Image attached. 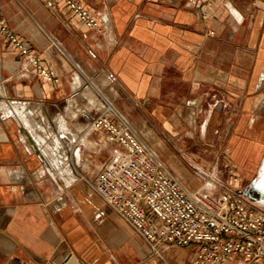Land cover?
Masks as SVG:
<instances>
[{
	"label": "crops",
	"instance_id": "0c3cea01",
	"mask_svg": "<svg viewBox=\"0 0 264 264\" xmlns=\"http://www.w3.org/2000/svg\"><path fill=\"white\" fill-rule=\"evenodd\" d=\"M46 1L0 0V20L57 79L0 37V264H188L185 247L153 253L80 178L120 148L78 109L99 93L188 190L207 191L174 148L199 143L251 179L264 163V0H79L100 30Z\"/></svg>",
	"mask_w": 264,
	"mask_h": 264
},
{
	"label": "built area",
	"instance_id": "2783aa9c",
	"mask_svg": "<svg viewBox=\"0 0 264 264\" xmlns=\"http://www.w3.org/2000/svg\"><path fill=\"white\" fill-rule=\"evenodd\" d=\"M60 1L84 27L100 30V18L79 0ZM46 5L52 6L53 1L47 0ZM0 37L26 58L43 81L57 80L54 70L1 20ZM78 115L86 132L103 134L102 146L116 144L120 148L110 153L91 178H80L153 253L160 254L164 243L191 247L188 264H264V206L236 193L234 185L240 181L236 165L225 161L228 181L220 193L188 190L99 93L78 109ZM69 164V173L75 174L72 155Z\"/></svg>",
	"mask_w": 264,
	"mask_h": 264
},
{
	"label": "rangeland",
	"instance_id": "374dc122",
	"mask_svg": "<svg viewBox=\"0 0 264 264\" xmlns=\"http://www.w3.org/2000/svg\"><path fill=\"white\" fill-rule=\"evenodd\" d=\"M209 134L210 132L206 131L205 135ZM174 150L175 154H177L176 160L179 169L188 173L189 177L198 186H203L204 190H207V192L212 191L215 194L220 193L225 188L228 181V175L223 169L225 161H220L218 164L211 163L209 161L211 159L208 158H211L209 155H212V153L209 150H212V148L199 143L196 146L185 147L184 149L174 148ZM203 156L204 159H207L206 162H201L200 159ZM256 176L257 173L251 179L246 180H243L240 176L242 180L239 189L244 188ZM185 249L187 252L192 253L191 247L186 246Z\"/></svg>",
	"mask_w": 264,
	"mask_h": 264
},
{
	"label": "water",
	"instance_id": "95a60500",
	"mask_svg": "<svg viewBox=\"0 0 264 264\" xmlns=\"http://www.w3.org/2000/svg\"><path fill=\"white\" fill-rule=\"evenodd\" d=\"M264 178V176H262ZM251 202H255L264 206V185H261L256 178H253L244 188L236 191Z\"/></svg>",
	"mask_w": 264,
	"mask_h": 264
},
{
	"label": "bare ground",
	"instance_id": "6f19581e",
	"mask_svg": "<svg viewBox=\"0 0 264 264\" xmlns=\"http://www.w3.org/2000/svg\"><path fill=\"white\" fill-rule=\"evenodd\" d=\"M103 97V96H102ZM104 98V97H103ZM6 104V103H5ZM8 107V105H6ZM9 109V108H8ZM7 109V110H8ZM11 109V108H10ZM11 113L14 115V117L18 118L26 127H30V123H29V120L26 118L27 116H25L22 112H21V108L19 107H14L12 110H10ZM18 121V120H17ZM20 123V122H19ZM22 125V124H21ZM61 133V132H60ZM32 137V136H31ZM59 138V137H58ZM35 141H36V144L40 145L42 143H45V138L41 135H37L35 134V137H34ZM33 140V139H32ZM34 141V142H35ZM48 148V147H47ZM48 150V149H47ZM66 152V151H65ZM55 153V152H54ZM60 155V153H59ZM74 155V154H73ZM77 155V154H76ZM51 156V155H50ZM75 157V156H74ZM73 157V158H74ZM262 176H264V163L261 164V167H260V171L259 173H257V176L255 177L256 178V181H258L261 185H264V178H262Z\"/></svg>",
	"mask_w": 264,
	"mask_h": 264
}]
</instances>
